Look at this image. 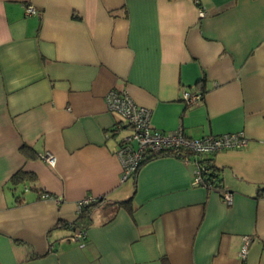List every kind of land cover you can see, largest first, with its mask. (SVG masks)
I'll use <instances>...</instances> for the list:
<instances>
[{"label": "crops", "instance_id": "0c3cea01", "mask_svg": "<svg viewBox=\"0 0 264 264\" xmlns=\"http://www.w3.org/2000/svg\"><path fill=\"white\" fill-rule=\"evenodd\" d=\"M112 89L150 110L154 132L243 134L245 148L205 157L231 205L193 185L194 156L122 182L130 132L107 110ZM183 91L202 100L185 106ZM17 173L33 176L19 205ZM87 197L132 212L97 210L68 242L53 227ZM0 264H264V0H0Z\"/></svg>", "mask_w": 264, "mask_h": 264}, {"label": "built area", "instance_id": "2783aa9c", "mask_svg": "<svg viewBox=\"0 0 264 264\" xmlns=\"http://www.w3.org/2000/svg\"><path fill=\"white\" fill-rule=\"evenodd\" d=\"M27 16H35L36 10L31 6L25 7ZM198 16L203 18L205 12L198 10ZM203 94L183 91L181 100L185 106L194 105L202 100ZM107 110L121 118L125 127L129 130V135L124 137L119 143L116 156L122 166L121 181H126L134 173L139 161L147 152L156 153L160 151H170L181 153L182 160L189 163V156H194L193 185L206 190H217L207 187L203 175L210 171L201 163L205 157L215 155L220 151L239 150L246 147L247 140L241 133L223 134L220 136H206L199 140L188 139L183 135L181 128L169 133L154 132L150 126V110L137 106L127 90H110L105 98ZM122 125H116L112 133L116 134ZM49 165H54V159L46 157ZM209 188V189H208ZM221 200L225 205H231L232 195L226 190H217ZM89 201L85 199L84 202ZM85 237V233H77L72 242L80 243ZM249 238H244L243 246L240 250V259L246 257Z\"/></svg>", "mask_w": 264, "mask_h": 264}, {"label": "trees", "instance_id": "16d2710c", "mask_svg": "<svg viewBox=\"0 0 264 264\" xmlns=\"http://www.w3.org/2000/svg\"><path fill=\"white\" fill-rule=\"evenodd\" d=\"M22 150L26 151L27 148L23 147ZM165 156L166 157H168V156L181 157L182 154L180 152L179 153H172L170 151H160V152H156V153L147 152L143 155V157L141 158V160L138 163V166L136 167V170L134 171V173H132V175L129 177V179H131L132 181H135L139 169L144 164H146L147 162H150L152 160H155V159H158L161 157H165ZM201 163L204 164L206 169H208L210 171L208 174L203 175L204 182L207 183L206 184L207 187H211L212 189L221 188V185H220L221 180H220V177L218 178V176L220 175V173H219L220 170L217 167H215V165H213L212 159L204 158L203 161H201ZM27 181H33V176H30V175L24 174V173L15 174L11 178V182L13 184L12 190H13L14 194L17 192L18 185L21 183L27 182ZM46 195H47V197H51L48 194H46ZM85 199H89V201L84 202ZM85 199L78 203L77 211H76V218L74 221H72L70 223L59 222L53 227V229L62 228V229L68 230L70 233L69 236L66 238V240L68 242L72 241L77 233H85V237H86L87 230L90 228V226L93 223V217L92 216H93L94 212L97 210H105V209H111V208L118 209L120 207H123L129 213L132 212V208L130 206L129 200L123 201V202H117V203L116 202L110 203V202L106 201V199L104 197H98V198L87 197ZM15 203H16V205H19L20 203H22L20 196L16 195V194H15ZM108 221H110V219L106 220V222H108ZM85 237L80 241V243H82L85 240ZM18 243H22V242H18Z\"/></svg>", "mask_w": 264, "mask_h": 264}]
</instances>
